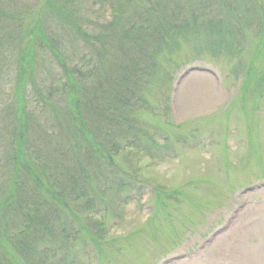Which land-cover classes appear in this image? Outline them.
Returning <instances> with one entry per match:
<instances>
[{"label": "rangeland", "instance_id": "1", "mask_svg": "<svg viewBox=\"0 0 264 264\" xmlns=\"http://www.w3.org/2000/svg\"><path fill=\"white\" fill-rule=\"evenodd\" d=\"M20 1L1 0L6 24L22 13L23 4L25 8L26 3L38 2L24 0L16 7ZM87 1V9L78 16L88 17L85 27L92 35L124 4V0ZM170 4L166 14L174 24L184 18L186 23L178 35L180 51L165 64L167 83L156 81L154 90L147 88L144 109L148 112L140 114L139 123L147 132L159 126L149 141L153 149H143L142 132H129L136 141L120 149L115 160L126 173V178L119 174L124 182H133L121 194L102 185L106 201H96L93 209L78 214L81 224L76 220L73 228L88 225L89 230L80 231L75 241L55 244L54 238L45 236L43 243H36L37 250L48 253H54V246L62 248L52 256L55 263L67 254L72 264H264V17L253 0H170ZM48 22L58 42L73 52L77 45L72 32H64L60 20ZM4 31L0 27V44L5 41ZM12 42L6 38L7 45L0 50V64H14L0 75V132L2 116L14 100L2 88L10 87V79L16 83L20 71L17 54L7 50ZM38 51L41 61L34 80L47 97L60 70L53 56ZM196 66L207 69L189 70ZM27 95L28 109L40 112L44 102H36L41 99L31 82ZM85 95L83 99L89 94ZM54 103L56 112L44 105L49 122L55 123L46 128V137L34 123L27 136L43 148L58 146L54 134H61L66 126L65 97L58 95ZM108 129L107 125L104 130ZM162 136L168 137L167 142ZM155 140L163 145H155ZM9 142L0 140L1 165L11 162L5 153ZM30 150L35 151L31 146ZM158 190L165 202L157 203ZM127 193L130 199L125 201ZM89 234L110 240L102 244L101 254Z\"/></svg>", "mask_w": 264, "mask_h": 264}, {"label": "trees", "instance_id": "2", "mask_svg": "<svg viewBox=\"0 0 264 264\" xmlns=\"http://www.w3.org/2000/svg\"><path fill=\"white\" fill-rule=\"evenodd\" d=\"M41 1L26 3L25 8L23 4L22 13H16L8 24L0 14V27L6 33L0 50L7 45L6 38L8 43L13 41L7 50L17 54L20 64L16 83L10 79V87L2 88L14 100L2 116L5 122L0 132V140H10L5 153L11 161L0 164V264L73 263L67 254L53 262L52 256L56 257V251L62 248L54 246V253H48L46 249L47 252L37 250L36 243H43L41 238L45 236L54 238L55 244L62 242L67 245L69 243L66 242L75 241L73 239L75 236L79 238L80 231L89 230L88 225H80L77 230L73 228L76 220L81 224L78 214L93 209L96 201H106L102 185H107L108 191L120 194L128 188L132 174L130 181L124 182L126 173L116 164L115 155L136 141L130 138L129 132L132 135L142 132L145 140L143 149H153L149 141L154 140L156 131H160L159 126L147 132L139 123L140 114L148 112L144 109L147 88L154 90L158 82L167 83L165 64L173 61L171 55L175 57L180 51L182 46L178 35L186 23L183 11L184 21L179 25L174 24L170 14H166L167 5L172 6L170 0H124L112 20L102 29L99 26L101 30L92 35L85 27L88 17L78 16L88 7L87 0L76 4L73 0ZM253 3L264 17L263 0H253ZM2 5L0 0V10ZM49 19L60 20L64 32L71 31L75 36L77 46L73 52L58 42ZM38 49L53 56L60 70L54 77V84L47 90V97L43 96L44 91L34 80L36 65L41 61L37 56ZM13 65L0 64V75L2 72L6 74ZM98 78L103 81L92 88V83ZM0 80L1 84L2 78ZM30 82L41 99L36 102H44L40 112L27 107ZM86 93L89 95L83 99ZM60 94L65 97L66 126L62 135L59 132L54 134V140L60 143L58 146L51 149L50 144L43 148L28 140V132L34 128V123L39 133L46 137V128L51 129L50 124L55 125L49 122L48 110L57 111L54 101ZM93 99L100 100V103L92 102ZM107 125L109 129L105 131ZM154 144L163 145L159 140ZM30 146L35 151H31ZM96 160L101 161L98 163ZM161 194L158 190L160 201L157 203L165 202ZM127 198L130 199L129 193L125 201ZM154 207L152 214L155 215V204ZM95 215L99 214L92 212V216ZM89 235L101 254L102 244L110 240L96 234Z\"/></svg>", "mask_w": 264, "mask_h": 264}]
</instances>
